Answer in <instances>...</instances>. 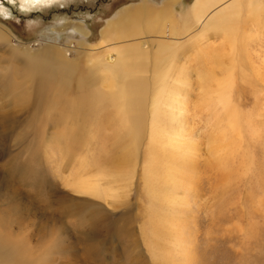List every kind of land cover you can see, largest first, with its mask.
Returning <instances> with one entry per match:
<instances>
[{
    "label": "rangeland",
    "instance_id": "rangeland-1",
    "mask_svg": "<svg viewBox=\"0 0 264 264\" xmlns=\"http://www.w3.org/2000/svg\"><path fill=\"white\" fill-rule=\"evenodd\" d=\"M60 1L32 5L30 0H0V25L11 35L10 45L0 41V217L10 213L17 218L10 230L13 245L22 253L30 251L31 264H154L144 243V238L154 237L150 231L144 238L142 233L152 193L146 192L141 173L144 156L149 155L146 133L139 141L130 183L123 193L118 190L123 196L97 198L71 185L81 176L109 170L124 145L110 120L111 108L90 97L101 69L90 70L86 51L104 49L105 43L98 46L100 30L120 11L141 2L161 8L167 0ZM192 1L177 0L171 6L184 29L197 28L189 17ZM262 2L260 18L241 22L239 37L250 38L248 58L235 55L231 61V101L248 116L250 129L241 128L238 135L228 131L214 86L205 79L209 73L220 75L227 66V50L214 30H198L190 40V35L179 36L171 59L168 77L179 92L173 125L182 136L175 161L182 159L184 149L189 158L183 160L186 169L178 172L170 192L160 161L150 197L157 195L161 213L182 223L185 239L184 244L177 241L174 250L164 240L157 242L172 255L180 256L184 249L181 257L187 264H264ZM76 24L88 33L73 32ZM11 46L17 58L9 57ZM63 46L68 49L64 57L75 65L65 85L23 71L25 52ZM15 68L23 71L18 73L21 78L12 72ZM224 131L222 150L209 153L212 135ZM27 165L32 171L25 180L11 171ZM110 186L118 187L113 182Z\"/></svg>",
    "mask_w": 264,
    "mask_h": 264
},
{
    "label": "bare ground",
    "instance_id": "bare-ground-1",
    "mask_svg": "<svg viewBox=\"0 0 264 264\" xmlns=\"http://www.w3.org/2000/svg\"><path fill=\"white\" fill-rule=\"evenodd\" d=\"M58 1L60 0H30L29 4H55ZM176 1L167 0L161 8L156 9L145 2L139 3L132 9L125 8L101 28L98 46L105 43L102 47L104 49L97 52H91V49L86 51L90 70L96 72L101 69L96 74L97 78L94 82L96 85L90 97L100 104L105 102L106 106L111 108L110 120L115 125L117 136L123 140L124 145L121 149V157L119 155L112 161L109 170H102L90 178L83 176L77 178L71 185L74 191L102 199L115 198L118 194L120 197L123 196L122 188H127L126 185L130 183L139 141L145 133L148 138L146 149L149 155L148 159L147 153L144 156L141 173L146 192L155 193L160 174L159 169L157 170L160 161H162V173L165 174L163 176L168 192L172 190L170 188L175 184L178 172L186 169L182 165L183 160L189 158V152L187 153L184 149L185 154L182 159L178 163L175 161L177 155L174 153L182 137L173 125L174 104L179 92L172 86L168 77L171 71V59L181 35L186 37L190 35L187 40L195 37L194 34L198 30H214L219 35L227 50L225 51L228 57L227 66L222 68L220 75L209 73L205 79L209 77L208 81L214 86L216 101L223 110L228 131L238 135L241 128L247 130L253 127L251 121L245 119L248 116L244 117L237 104L231 101L230 80L233 67L231 61L235 55L241 59L248 58L245 47L250 38L248 35L244 38L239 37L243 29L242 27L240 29V26H242V20L260 18L262 0H193L189 5V17L197 25V28H194L196 31L184 29L179 24L181 21L178 22L171 8ZM71 27L74 29L71 31H76L80 35L84 36L88 33L80 24ZM149 35H155L156 38H150ZM10 37L8 29L0 25V41H4L8 46ZM15 49L10 47V58H17L18 53ZM67 50L63 46L38 53L25 52L22 56L26 61L23 71L32 75L45 74L50 79L65 85L75 71V65L64 57ZM23 71L17 72V68L12 70L19 78L21 76L18 73L23 74ZM177 77L181 80L180 73H177ZM27 99L25 96L24 102ZM225 134L224 131L219 137L216 134L212 135L209 153L216 155L222 150L226 142L223 139ZM191 143L193 144L190 150H194L196 144ZM186 147L189 148V145ZM27 167L28 165L11 167V171L25 180L28 178V172L32 171ZM110 182L116 183L118 187L110 186ZM119 189L123 191L118 193ZM150 194H148V226L145 223L142 226L143 238L148 231H150L149 236L154 237V240L144 238L150 258L154 264H187L184 261L185 258L181 257L185 255L184 249L181 250L180 256L172 255L169 249L163 248L157 242L164 240L163 243L172 245L174 250L177 241L184 244L185 239L182 235V223L174 215L162 214L160 206L156 203L157 195L150 197ZM7 212L10 211L7 210ZM9 214L8 218L0 217V264H31L34 259L33 255L29 254L30 251L22 253L15 250L13 245L15 241L11 237L10 230L18 220ZM164 216H167V219ZM24 259H26L25 262H21Z\"/></svg>",
    "mask_w": 264,
    "mask_h": 264
}]
</instances>
